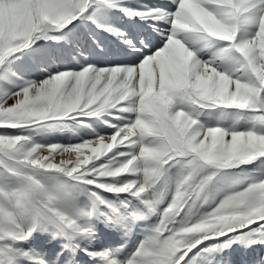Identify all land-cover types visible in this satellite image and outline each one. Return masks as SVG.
I'll return each instance as SVG.
<instances>
[{
  "label": "snow or ice",
  "instance_id": "6c2138e0",
  "mask_svg": "<svg viewBox=\"0 0 264 264\" xmlns=\"http://www.w3.org/2000/svg\"><path fill=\"white\" fill-rule=\"evenodd\" d=\"M0 264H264V0H0Z\"/></svg>",
  "mask_w": 264,
  "mask_h": 264
}]
</instances>
